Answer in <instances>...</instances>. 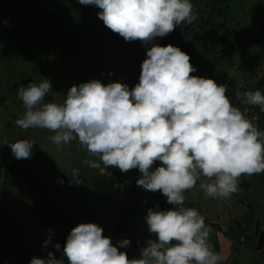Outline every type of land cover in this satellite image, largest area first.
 I'll return each instance as SVG.
<instances>
[{
    "label": "rangeland",
    "instance_id": "1",
    "mask_svg": "<svg viewBox=\"0 0 264 264\" xmlns=\"http://www.w3.org/2000/svg\"><path fill=\"white\" fill-rule=\"evenodd\" d=\"M98 11L78 0H0V17H8L10 24L6 25L4 19L0 24V264H13L22 250L44 257L51 251L68 264L62 249L70 230L80 223L97 224L118 248L117 241L128 239L130 244L119 250L130 259L138 258L152 235L145 220L147 211L173 208L156 204L166 199L161 192L137 185L141 176L138 169L121 172L117 167H107L101 172L89 168L82 161L94 157L78 141L58 147L49 139L53 132L23 130L15 123L25 111L17 96L21 84L47 78L52 88L46 102L60 103L71 86L90 80L120 82L129 90L139 82L146 48L162 45L156 38L147 44L140 40L126 42L103 24ZM224 20L252 40L248 62L255 64L257 76L237 68L238 53L215 61V56L223 52L221 48H216V53L208 49L187 53L196 68L191 75L225 84L233 106L264 131L256 113L248 114L259 106L248 105L243 95L249 90L263 91L252 85L264 74V0H232ZM200 30L214 37L220 35L211 29ZM173 44L179 47L181 41ZM206 59L213 62L208 65ZM212 67L215 69L211 72ZM20 139L34 143L30 159L18 160L12 155L8 143ZM157 166L159 162L153 169ZM73 169H79L82 183L71 180ZM242 180L249 187L237 186L239 189L229 198L213 199L199 188L200 183L209 182L201 176L196 186L184 193V205L204 217L211 229L209 243L224 258L221 264H264V242L257 249L258 237L253 231V227L264 231V172L242 175L238 182ZM130 204L133 211L123 224V230L130 231L129 237L119 238L112 231ZM56 243L61 251L53 247Z\"/></svg>",
    "mask_w": 264,
    "mask_h": 264
},
{
    "label": "clouds",
    "instance_id": "2",
    "mask_svg": "<svg viewBox=\"0 0 264 264\" xmlns=\"http://www.w3.org/2000/svg\"><path fill=\"white\" fill-rule=\"evenodd\" d=\"M100 9L97 16L126 42L143 44L191 24L197 13L191 0H78ZM139 82L129 90L120 82L90 80L73 85L62 102H46L52 85L47 78L21 84L17 96L25 111L16 119L23 130L47 129L58 147L78 141L94 159L89 168L121 172L138 169L136 183L159 191L173 205L170 210L149 209L145 220L155 239L146 242L138 258L119 250L130 244L103 235L95 223H80L66 237L62 255L68 264H221L224 259L209 243L211 229L200 212L185 207L184 193L199 188L213 199L229 198L242 175L264 172V131L233 106L227 86L211 78L191 75L196 68L179 47L153 44L146 48ZM245 102L264 112V94L246 91ZM27 139L8 143L16 159H30ZM159 166L153 169V165ZM103 165V167H101ZM71 180L82 183L79 169ZM51 231V230H49ZM50 237L44 241L47 246ZM53 247L61 251V245ZM29 264H64L49 251Z\"/></svg>",
    "mask_w": 264,
    "mask_h": 264
},
{
    "label": "trees",
    "instance_id": "3",
    "mask_svg": "<svg viewBox=\"0 0 264 264\" xmlns=\"http://www.w3.org/2000/svg\"><path fill=\"white\" fill-rule=\"evenodd\" d=\"M231 1L232 0H191L194 10L197 13V19L191 24H181L170 34L163 37H156V39L162 46H166L168 44L174 46L173 42L175 40H179L181 41L179 48L186 54L195 53L196 50H198L197 52H200L201 49H208L211 52H215L216 48H221L223 52L220 55L215 56V61L225 59L226 57L233 56L238 53L240 61L237 68L241 71H246V73L250 76L256 77L258 72L253 69L255 64L253 62H248L249 52L252 47V40L241 30L238 31L227 26V23L224 20L228 14V8ZM202 27L207 28L208 30L211 29L209 31H213L216 34L219 32L220 35L217 34V37H214L210 32H205V30L201 31L200 28ZM189 31H193V34L190 35ZM212 62L213 61L211 59H206V64L210 65ZM214 69L215 68L212 67L211 72ZM263 85L264 74L258 77L255 84L252 86L255 89H263L262 94H264ZM254 113H256L258 117L257 122H259L261 126H264V112H261L260 108H257L256 111L251 110L248 112L249 115ZM238 187L237 190L239 189ZM156 204L162 207L170 205L167 203L166 199H161L157 201ZM133 208L134 207L130 204L126 210L122 211L121 217H119L116 222V227L113 228L112 232H114L119 238H125L126 236L129 237L128 232L130 231L125 232L123 230V224H125L127 218L130 217ZM149 239H155L154 234H152ZM237 242L240 243L239 240H237ZM34 256L38 258H45L41 254H32L31 252L22 250L18 256L14 258L13 264H29V261Z\"/></svg>",
    "mask_w": 264,
    "mask_h": 264
},
{
    "label": "water",
    "instance_id": "4",
    "mask_svg": "<svg viewBox=\"0 0 264 264\" xmlns=\"http://www.w3.org/2000/svg\"><path fill=\"white\" fill-rule=\"evenodd\" d=\"M9 20L7 18L4 19V23H6V25H10ZM238 186H243V187H249V183L246 180H242L240 182H238ZM213 224V223H211ZM259 238H258V244L256 246L257 249H261L262 245H263V240H264V232L261 231L259 232Z\"/></svg>",
    "mask_w": 264,
    "mask_h": 264
},
{
    "label": "flooded vegetation",
    "instance_id": "5",
    "mask_svg": "<svg viewBox=\"0 0 264 264\" xmlns=\"http://www.w3.org/2000/svg\"><path fill=\"white\" fill-rule=\"evenodd\" d=\"M8 20H9V18L8 17H6ZM3 19H5V17L4 16H1L0 17V24L2 23L3 24ZM255 226H258V223L256 222V224H255ZM253 231H254V234H255V236H257L258 238H259V232H261L262 230H260L258 227H253ZM264 232V231H263ZM263 242H264V240H263ZM257 244H258V242H257ZM257 246V245H256ZM261 251V250H260Z\"/></svg>",
    "mask_w": 264,
    "mask_h": 264
}]
</instances>
